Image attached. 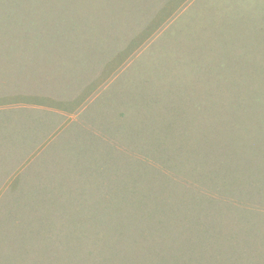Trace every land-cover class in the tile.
<instances>
[{
	"label": "rangeland",
	"instance_id": "obj_1",
	"mask_svg": "<svg viewBox=\"0 0 264 264\" xmlns=\"http://www.w3.org/2000/svg\"><path fill=\"white\" fill-rule=\"evenodd\" d=\"M0 264H264V0H0Z\"/></svg>",
	"mask_w": 264,
	"mask_h": 264
}]
</instances>
